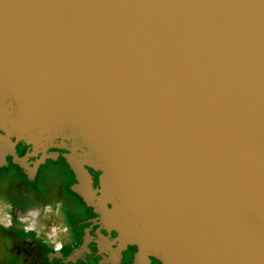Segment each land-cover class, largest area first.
Listing matches in <instances>:
<instances>
[{
    "label": "water",
    "instance_id": "1",
    "mask_svg": "<svg viewBox=\"0 0 264 264\" xmlns=\"http://www.w3.org/2000/svg\"><path fill=\"white\" fill-rule=\"evenodd\" d=\"M20 141L137 259L264 264V0H0V164Z\"/></svg>",
    "mask_w": 264,
    "mask_h": 264
},
{
    "label": "flooded vegetation",
    "instance_id": "2",
    "mask_svg": "<svg viewBox=\"0 0 264 264\" xmlns=\"http://www.w3.org/2000/svg\"><path fill=\"white\" fill-rule=\"evenodd\" d=\"M49 151L58 152L57 158L46 159L33 171L32 162L41 153L31 155L32 148L20 141L15 153L19 157L26 155L25 166L13 163L9 155L0 164V233L12 241L13 255L9 258L14 264H160L153 257L137 259L134 245L118 246L116 233L101 226L93 209L76 194L83 205L70 198L65 202L62 184L69 182L70 188L75 176L61 156L63 150L51 148L46 152ZM59 161L65 164L64 172H58V182L42 197L33 191L36 181L47 167H54ZM86 169L92 187L98 188L99 172ZM74 215L79 220L71 221ZM2 241L4 238H0Z\"/></svg>",
    "mask_w": 264,
    "mask_h": 264
},
{
    "label": "rangeland",
    "instance_id": "3",
    "mask_svg": "<svg viewBox=\"0 0 264 264\" xmlns=\"http://www.w3.org/2000/svg\"><path fill=\"white\" fill-rule=\"evenodd\" d=\"M65 164H63L62 161H59L57 163V165H55L54 167H47L46 171L41 175V177L36 181V185L33 189V191H36L37 193H39L42 197L46 196V193H50L53 188L51 187V185H53L55 182H58L60 176L58 174V172L62 173L64 172L65 169ZM51 166V165H50ZM51 169V170H49ZM52 169H54V172ZM5 181V180H4ZM13 181V180H12ZM16 181H13V183H15ZM7 185L10 184V182H6ZM69 184V182L67 184H62V191L64 194V198H65V202H68V199H75L76 203L78 205H83L81 202V198L79 199L78 197H76L74 194V192L72 193L70 191V188L67 186ZM74 183H72L73 185ZM71 185V186H72ZM35 193V192H34ZM50 218V217H49ZM80 217L77 218L76 215H74L71 218V221H76L79 220ZM49 223L51 225V220H49ZM4 234L0 233V238H4V241L0 242V264H14L15 261L10 259V255H13V251H12V241L9 238H6V236H1ZM9 239V240H7ZM88 249H90V247H88Z\"/></svg>",
    "mask_w": 264,
    "mask_h": 264
}]
</instances>
